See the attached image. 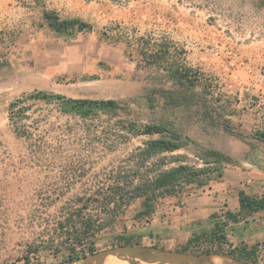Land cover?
Returning <instances> with one entry per match:
<instances>
[{
  "label": "rangeland",
  "instance_id": "obj_1",
  "mask_svg": "<svg viewBox=\"0 0 264 264\" xmlns=\"http://www.w3.org/2000/svg\"><path fill=\"white\" fill-rule=\"evenodd\" d=\"M45 13L91 28L58 32ZM37 91L115 99L121 109L83 120L29 98ZM122 121L162 124L188 139L151 157L150 175L176 165L177 156L201 166L200 150L209 148L230 157L224 168L264 167V143L255 137L264 129V0H0V264H66L61 224L70 210L90 199L85 212L103 217L99 191L132 177L143 142L157 137L134 136L119 128ZM130 227L116 222L96 232L93 244L74 248L80 258L72 264H97L84 257L120 245ZM208 233H192L199 245L166 247L160 232L156 241L132 244L164 257L200 255V264H236ZM255 249L248 258L264 264ZM128 257L110 255L102 264H166L150 251Z\"/></svg>",
  "mask_w": 264,
  "mask_h": 264
},
{
  "label": "trees",
  "instance_id": "obj_2",
  "mask_svg": "<svg viewBox=\"0 0 264 264\" xmlns=\"http://www.w3.org/2000/svg\"><path fill=\"white\" fill-rule=\"evenodd\" d=\"M45 18L49 25L58 32H65L71 29L86 31L91 28L89 23L76 18L59 19L52 13H45ZM175 75L179 81H183L185 76L179 71H177ZM29 98L41 100L46 103H55L60 113L77 116L83 120L92 118L99 113L115 116L121 109L119 101L115 99L73 98L44 91L32 93L29 95ZM17 103V101H12L9 104V110L12 111ZM119 128L131 132L134 136L140 134H156L157 137L147 139L143 142V146L138 153V167L137 171L134 172L135 175L133 174L132 177H128L127 175L118 177L113 184L99 191L101 197H99V199L95 198L94 200L99 201L100 214L103 215V217L100 215L93 217V215L85 212L88 208L90 199H85L86 202L81 206L70 210L65 218V222L61 224V229L65 228L66 230L65 245L70 248L66 264H72L80 258L79 254H73L76 246H83L88 242L93 244L92 238L95 236V233L111 225L116 217L125 211L132 199L137 197L143 198V208L136 216H145L149 218L154 211L155 203L158 199L167 195L181 194L185 191L187 186L202 187L210 180L221 177L224 164L232 162L229 156L219 150L210 148L201 149L200 152L202 153H200L199 158L203 165H191L184 160V157L177 156L173 160L177 162L176 165L164 170H156L153 175H150L147 172L146 163L151 157L162 152L177 150L185 146L188 139L177 131L169 130L162 124H145L141 126L135 122L122 121L121 124H119ZM255 137L264 143V129L257 130ZM194 144L199 146L197 143ZM144 167L147 173L139 175V170ZM134 178H137L138 181L134 182ZM239 202L240 211L235 214L228 212L227 215L230 218L236 219L240 213H243V210L247 213L255 211L264 212V195L260 197H251L246 195L243 191H239ZM224 224L225 223H223V225ZM222 231L221 226L215 225L214 229L209 231L208 235L223 243L225 242V235ZM194 238L196 240H193V238L188 240V245L190 243H198L200 237L195 236ZM122 240L123 242L119 244H132L128 238L122 237ZM88 249L90 253L95 251L91 246ZM205 252L209 251L206 250ZM227 254L235 259L256 264L248 258V252L237 253L231 250Z\"/></svg>",
  "mask_w": 264,
  "mask_h": 264
},
{
  "label": "crops",
  "instance_id": "obj_3",
  "mask_svg": "<svg viewBox=\"0 0 264 264\" xmlns=\"http://www.w3.org/2000/svg\"><path fill=\"white\" fill-rule=\"evenodd\" d=\"M239 191L251 197L264 195V167L258 168L251 162L227 165L220 179L210 180L188 195L174 194L158 199L149 218L136 216L143 208V198H134L111 225L116 222L132 224V230L124 233L132 243H136V239L156 241L160 239L156 233L160 232L164 239L159 241L166 247L191 239L194 232H209L218 225L222 227L225 242L212 241L237 253L250 254L251 249L264 245V212L247 213L243 210L236 219L230 218L228 212L235 214L240 211ZM214 213L219 217L212 220L210 216ZM147 231L152 235H146Z\"/></svg>",
  "mask_w": 264,
  "mask_h": 264
},
{
  "label": "water",
  "instance_id": "obj_4",
  "mask_svg": "<svg viewBox=\"0 0 264 264\" xmlns=\"http://www.w3.org/2000/svg\"><path fill=\"white\" fill-rule=\"evenodd\" d=\"M147 251L152 252L154 254V258H156V260L160 263L174 264L179 261L191 260L195 264H200V255L180 253L174 257H164L162 253L155 247H144L133 244H120L110 249L101 251L99 253H92L91 256H85L84 259L86 260L96 259L98 262L97 264H102L104 260L110 255L126 256L128 260H131L128 256L138 255L140 253ZM231 259L236 264H251L247 261H241L235 258H231Z\"/></svg>",
  "mask_w": 264,
  "mask_h": 264
},
{
  "label": "built area",
  "instance_id": "obj_5",
  "mask_svg": "<svg viewBox=\"0 0 264 264\" xmlns=\"http://www.w3.org/2000/svg\"><path fill=\"white\" fill-rule=\"evenodd\" d=\"M212 242H214V241H212ZM211 244H214V248H216V247H221V245L220 244H218V243H211ZM197 245H199V243H197ZM196 245V246H197ZM210 246H212V245H210ZM213 247V246H212ZM218 247V248H219ZM254 254H255V256H256V258L259 260V261H262V262H264V245H258V247H257V249H255V251H254Z\"/></svg>",
  "mask_w": 264,
  "mask_h": 264
},
{
  "label": "bare ground",
  "instance_id": "obj_6",
  "mask_svg": "<svg viewBox=\"0 0 264 264\" xmlns=\"http://www.w3.org/2000/svg\"><path fill=\"white\" fill-rule=\"evenodd\" d=\"M232 260V259H231ZM233 261V260H232ZM234 262V261H233ZM202 264H212V263H206V262H201Z\"/></svg>",
  "mask_w": 264,
  "mask_h": 264
}]
</instances>
